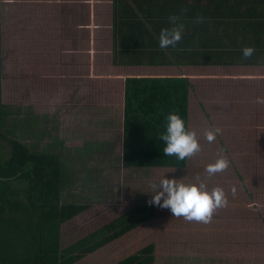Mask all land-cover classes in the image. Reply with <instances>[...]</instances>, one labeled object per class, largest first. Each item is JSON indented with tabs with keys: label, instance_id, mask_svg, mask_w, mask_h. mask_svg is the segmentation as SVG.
Listing matches in <instances>:
<instances>
[{
	"label": "rangeland",
	"instance_id": "374dc122",
	"mask_svg": "<svg viewBox=\"0 0 264 264\" xmlns=\"http://www.w3.org/2000/svg\"><path fill=\"white\" fill-rule=\"evenodd\" d=\"M66 2L72 5L65 10L85 26V52L90 21L100 26L97 47H106L111 0H0V159L10 156L11 139L24 143L33 154L59 157L64 173L61 202L87 206L61 225V247L135 207L153 205V219L76 264H115L151 243L156 247L154 264H264L260 263L264 261L263 137L257 139L248 130L232 141L240 149L236 148L235 158L238 173L245 177L235 196L236 184L229 177L233 165L213 178L206 172V166L225 156L228 148L223 140L205 138L208 126L200 121L202 110L194 109L193 102L189 129L197 132L201 150L188 157L184 168L125 166L122 85L107 80L108 74L103 76L106 60L98 58V74L90 78L87 60L78 65L76 55L63 54L61 60L58 53L60 33L63 38L66 32L61 29L68 16L62 13ZM72 18L69 21L75 22ZM52 22L58 30L49 28ZM165 177L184 183L203 180L209 191L221 187L229 203L217 209L209 223L174 217L170 209L149 203L156 190L153 185ZM23 187L13 184L14 189ZM21 238L22 232L0 227V257L19 250Z\"/></svg>",
	"mask_w": 264,
	"mask_h": 264
},
{
	"label": "crops",
	"instance_id": "0c3cea01",
	"mask_svg": "<svg viewBox=\"0 0 264 264\" xmlns=\"http://www.w3.org/2000/svg\"><path fill=\"white\" fill-rule=\"evenodd\" d=\"M66 3L62 5V13L65 11L69 19L67 16L64 28L61 26L66 30L63 38L60 33L61 60L63 54L76 55L78 65L87 60L90 78L98 74V58L106 60L102 74H108L106 79L111 83L122 85L123 96L128 78H187L189 115L193 102L194 109L202 110L199 115L200 121L208 126L204 128L206 134L216 127L223 129L224 136L218 134L216 139L227 145L228 170L233 165L229 177L234 182H230L241 189L238 185L245 177L238 173L240 166L235 163L240 149L232 141H238L248 130L264 140V0H121L116 14L111 0L107 45L97 47L101 43L97 34L100 26L90 21L86 52L85 26L65 10L72 2ZM174 14L182 17L183 38L176 47L161 48V30L171 27L169 17ZM201 15L206 21L195 22L194 18ZM71 18L75 22L69 21ZM49 28L58 30L53 22ZM53 41L49 45L53 46ZM246 46L256 49L251 57L243 56ZM215 175L218 174H212L211 178ZM246 182L247 178L243 187Z\"/></svg>",
	"mask_w": 264,
	"mask_h": 264
},
{
	"label": "trees",
	"instance_id": "16d2710c",
	"mask_svg": "<svg viewBox=\"0 0 264 264\" xmlns=\"http://www.w3.org/2000/svg\"><path fill=\"white\" fill-rule=\"evenodd\" d=\"M121 0H114V14ZM1 28V17H0ZM1 54V31H0ZM0 62V102L2 88ZM190 83L187 78L133 77L126 80L123 113V164L129 167H185L184 160L163 152L160 139L167 115L178 113L189 129ZM11 154L0 159V227L22 232L21 248L0 257V264H76L115 242L156 215L153 205L129 210L85 237L61 247V225L87 209L61 202L63 167L55 154H33L19 140L9 141ZM23 185L22 190L13 184ZM21 194L24 200L19 199ZM12 198L14 200H12ZM151 243L115 264H154Z\"/></svg>",
	"mask_w": 264,
	"mask_h": 264
},
{
	"label": "clouds",
	"instance_id": "9594fccd",
	"mask_svg": "<svg viewBox=\"0 0 264 264\" xmlns=\"http://www.w3.org/2000/svg\"><path fill=\"white\" fill-rule=\"evenodd\" d=\"M206 19L203 15L194 18L197 23H203ZM169 22L171 27L162 29L160 33L161 48L176 47L183 38L185 25L182 17L175 14L171 15ZM255 51L253 46H246L243 49V56L251 57ZM166 119V130L160 135V139L166 145L163 149L166 155H175L178 159L184 160L201 150L197 132L188 129L185 120L178 113H169ZM222 132L221 127H216L207 132L206 138L212 142ZM224 151H227V148ZM229 166L230 160L221 156L214 163L207 165L206 172L212 175L224 171ZM153 188L156 190L149 201L150 204L168 208L174 217L183 216L188 221L209 223L214 212L221 207H226L229 203L223 188L216 187L209 191L203 180L198 183H184L176 178L165 177L158 184H154ZM236 192L237 189L233 187V196L236 195Z\"/></svg>",
	"mask_w": 264,
	"mask_h": 264
}]
</instances>
